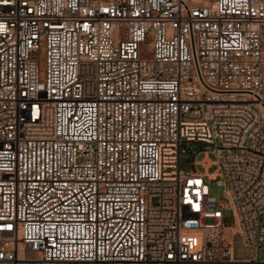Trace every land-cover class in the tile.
<instances>
[{
  "label": "built area",
  "instance_id": "obj_1",
  "mask_svg": "<svg viewBox=\"0 0 264 264\" xmlns=\"http://www.w3.org/2000/svg\"><path fill=\"white\" fill-rule=\"evenodd\" d=\"M263 90L264 0H0V264H264Z\"/></svg>",
  "mask_w": 264,
  "mask_h": 264
},
{
  "label": "rangeland",
  "instance_id": "obj_2",
  "mask_svg": "<svg viewBox=\"0 0 264 264\" xmlns=\"http://www.w3.org/2000/svg\"><path fill=\"white\" fill-rule=\"evenodd\" d=\"M262 95L264 96V90L261 92ZM191 145L194 148H197V144H192ZM204 156L203 153H200L196 156L195 159L199 160ZM190 155L188 153H181L179 155V162H180V169L186 170L190 169V165L188 163ZM207 157L211 160L215 159V155L211 152L207 153ZM195 168L198 171H203V168L200 167L199 165L195 166ZM214 166H210L207 168V172H211L213 170ZM207 185H208V190L209 194L217 199V201L221 205V210H222V215H223V226L225 228H229L234 225V218L232 216L231 210L227 207V200L222 197V192L221 188L215 184L214 180H207ZM230 241H231V248H232V256L233 258L236 259H244V258H252L255 256V248L249 244V245H244L242 240L240 239L238 234H231L229 236Z\"/></svg>",
  "mask_w": 264,
  "mask_h": 264
}]
</instances>
